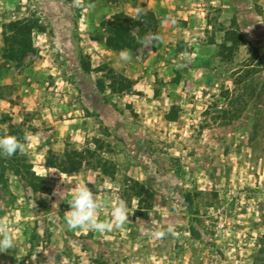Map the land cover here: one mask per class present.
Instances as JSON below:
<instances>
[{
    "label": "rangeland",
    "instance_id": "rangeland-1",
    "mask_svg": "<svg viewBox=\"0 0 264 264\" xmlns=\"http://www.w3.org/2000/svg\"><path fill=\"white\" fill-rule=\"evenodd\" d=\"M192 8L197 46L143 74L150 46L129 47L138 63L106 51L114 36L136 39L118 20L88 25V0H0V137L24 145L0 154L14 242L0 264H264V0ZM233 22L249 46L222 63ZM72 152L86 156L80 171L49 167ZM85 184L101 221L126 202L122 226L69 229Z\"/></svg>",
    "mask_w": 264,
    "mask_h": 264
},
{
    "label": "crops",
    "instance_id": "crops-1",
    "mask_svg": "<svg viewBox=\"0 0 264 264\" xmlns=\"http://www.w3.org/2000/svg\"><path fill=\"white\" fill-rule=\"evenodd\" d=\"M88 1L91 6V11L87 12L88 25H97L98 21L118 20L136 39L114 36L111 45L108 44V40L104 42L106 51L116 54L129 47L135 49L141 43L150 46L147 62L140 61L139 69L143 74L148 69L154 72L159 66L165 67L164 72L167 71L171 62H175L177 47L183 48L185 45L196 47L194 39L201 35L200 21L194 16L197 15L194 14L196 8H192L197 0ZM144 23L145 25H142ZM137 32L140 34L137 35ZM90 35L89 37H92L93 34ZM191 56L194 58V55ZM131 59L134 63L139 61L138 57ZM163 71L158 72L159 75L162 76ZM122 74L127 75L125 72Z\"/></svg>",
    "mask_w": 264,
    "mask_h": 264
},
{
    "label": "clouds",
    "instance_id": "clouds-1",
    "mask_svg": "<svg viewBox=\"0 0 264 264\" xmlns=\"http://www.w3.org/2000/svg\"><path fill=\"white\" fill-rule=\"evenodd\" d=\"M76 7L82 5V0H74ZM120 58L125 61L131 60L129 49L120 52ZM24 145L17 137L6 135L0 137V154L11 157L18 150L23 149ZM70 203V210L65 213L66 223L69 229L94 230L99 232L110 231L113 223L117 227L122 226L127 216L126 202L121 200L112 209V220L101 221L98 219V212L103 207L102 203L96 199L95 193L85 184L75 190ZM163 235V233H157ZM13 238L8 227L0 221V250H7L13 247Z\"/></svg>",
    "mask_w": 264,
    "mask_h": 264
},
{
    "label": "trees",
    "instance_id": "trees-1",
    "mask_svg": "<svg viewBox=\"0 0 264 264\" xmlns=\"http://www.w3.org/2000/svg\"><path fill=\"white\" fill-rule=\"evenodd\" d=\"M79 19V17H77ZM233 28H231L230 31L225 32L224 41L221 45V61L222 63H229L231 62L232 55L235 50L238 48H243L249 46V43L246 41V39L243 37V35L240 34L239 31H237L236 23L233 22ZM112 39L110 38L108 40V44L111 45ZM116 84L120 85L122 88V93H125L129 89V85L127 80L122 76L118 75L116 78L113 79ZM113 89V88H112ZM260 101V99H259ZM258 124L256 125L255 129L257 130ZM87 154H90L88 151ZM85 154H80L77 152L72 153H66L63 155L61 161L58 162V159L56 158L55 161L52 160L49 163V167L58 170L62 174L70 175L74 174L82 169V166L85 162ZM4 172V167L0 165V182L3 183V176H1ZM36 180H39L42 182V179L36 178ZM34 192L41 193V194H47V190L44 187H33ZM40 190V191H39Z\"/></svg>",
    "mask_w": 264,
    "mask_h": 264
},
{
    "label": "built area",
    "instance_id": "built-area-1",
    "mask_svg": "<svg viewBox=\"0 0 264 264\" xmlns=\"http://www.w3.org/2000/svg\"><path fill=\"white\" fill-rule=\"evenodd\" d=\"M217 228L221 231H229L228 225L224 222L217 223Z\"/></svg>",
    "mask_w": 264,
    "mask_h": 264
}]
</instances>
